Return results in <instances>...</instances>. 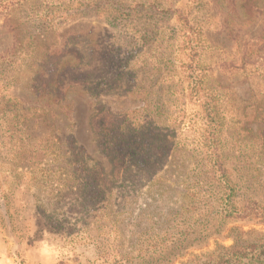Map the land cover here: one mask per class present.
Listing matches in <instances>:
<instances>
[{"label":"rangeland","instance_id":"374dc122","mask_svg":"<svg viewBox=\"0 0 264 264\" xmlns=\"http://www.w3.org/2000/svg\"><path fill=\"white\" fill-rule=\"evenodd\" d=\"M15 30L49 50L14 45ZM0 52L12 59L0 66L5 235H32L58 264H202L264 239V219L229 218L227 202L198 182L209 170L205 138L214 141L202 107L212 93L217 143L242 148L236 166L264 192V0H0ZM38 70L50 82L43 98ZM256 96L259 117L246 125ZM32 107L55 114L54 130L29 134ZM68 135L92 169L60 158L42 173L51 158L39 145L61 154L55 138Z\"/></svg>","mask_w":264,"mask_h":264},{"label":"trees","instance_id":"16d2710c","mask_svg":"<svg viewBox=\"0 0 264 264\" xmlns=\"http://www.w3.org/2000/svg\"><path fill=\"white\" fill-rule=\"evenodd\" d=\"M177 12H181L180 10H175ZM179 19V17H178ZM186 22V19H184ZM32 23V22H31ZM33 24V23H32ZM187 24V23H186ZM30 27V26H29ZM193 30V28H191ZM22 38H21V36ZM26 35H24L22 32H18L15 30L12 33L13 39H14V45L18 44V46L26 44L28 46H35V49H38L40 51V48L47 49L43 46L42 41L37 40L36 38L31 37V34L29 32H25ZM26 40V41H25ZM47 42V41H45ZM35 43V44H34ZM33 44V45H32ZM38 46V47H37ZM4 52H0V66L3 65L5 62H11V57L9 55H3ZM51 55L49 52H46L44 56H42L43 63L39 64V67L46 68L47 64L50 62ZM35 58H33L34 60ZM13 62V61H12ZM3 68H0V70ZM34 74H37L36 76ZM44 75L42 71L38 70L35 71V73H32L31 81L33 83V87H35V84L37 81L44 82V86L42 88V93H38L39 98H43L45 94L49 95L50 93H46L47 91H50L48 89V86H50V82L47 84L45 78H42ZM54 76V75H53ZM13 84H16L13 81ZM17 86H14V89ZM38 92L37 89L33 90L31 89V93ZM55 92V91H54ZM15 100L19 99L18 97H13ZM259 96L255 97V101H252L253 108L248 109L247 111V117L245 116L246 120L244 124L248 125L250 123H253L257 120L259 117V111L261 108H259ZM2 101H0V104ZM258 105V107H257ZM202 107L204 108L205 117L210 122V125H212V129L214 130V133L212 134V138L214 141L212 142L210 139L205 138L209 140L212 144L203 145V148H206V154L210 151V155L208 156V166L209 170L203 173L205 175L204 180L198 181V182H206L208 186L210 185L212 187V190L215 194V196L219 199H217L220 202H227L229 207L223 208L222 211L228 216L229 218L234 219H245L248 217H258L264 219V207L263 202L261 201V197L264 196V192L262 191V188H259L255 183H251V179H249L248 174L245 172V166H243L242 171H240L236 163H242L243 159H240L239 156L244 155L242 152V148L238 147V151H233L232 149H228V146H222L217 143L218 140H220V137L222 135L220 130H217L218 125V119L220 115V108H217L216 103L214 102V96L212 93H208V96L206 97V101L203 103ZM3 108V103L1 104V109ZM67 108V106H65ZM29 110H33L34 112L38 111L39 114L35 115H27L25 114L22 119V123L25 127V129L30 133L34 129L35 126H44L47 131L54 130L55 123H53V120L51 119L52 116H55L54 113H48L45 109L42 108H28ZM58 110V109H57ZM56 111V109H55ZM58 117V115H56ZM48 119L51 123L48 122ZM18 120L17 117H12L10 120V124L16 123ZM51 132V131H50ZM257 133H260L257 132ZM208 136V134H207ZM55 138V137H54ZM60 145H63V147L66 149L61 150L60 153H56V149H53L54 146L51 147L48 144H41L39 145V148L43 151V156L50 157L51 159H48V161L45 164L46 168H42V173L47 172V166H50L52 163L57 164L61 159H65L66 163L68 164L67 168H71L74 172L78 170H91L92 165L89 163H84L79 161L78 156L81 152H83V149L81 147H78L76 144V141L73 136L68 135L66 136L63 141L59 138H55ZM260 139L263 141V134L261 132ZM264 143V142H262ZM58 144V145H59ZM56 145V144H55ZM59 145V147H60ZM263 146V144L261 145ZM225 148L228 151H231L232 154H237V156H225L224 150ZM58 150V149H57ZM52 156V157H51ZM61 158V159H60ZM249 161V157H247ZM234 159V160H233ZM236 159V161H235ZM42 159L37 160L38 162H41ZM228 162L230 165L233 166V168H230L228 165ZM48 164V165H47ZM99 166V164H97ZM58 169H63L59 168ZM74 174V173H73ZM60 185V183H58ZM256 186V188L254 187ZM259 190V191H258ZM245 197V199H240L239 197ZM238 202H241V204L236 205ZM246 203L245 206L242 204ZM259 239H254L253 241H250L246 243L245 245H241L239 243H235L233 246L229 248H218L216 251L209 254L207 257L208 259L205 260L202 264H264V239H262V235H259ZM201 264V263H196Z\"/></svg>","mask_w":264,"mask_h":264},{"label":"crops","instance_id":"0c3cea01","mask_svg":"<svg viewBox=\"0 0 264 264\" xmlns=\"http://www.w3.org/2000/svg\"><path fill=\"white\" fill-rule=\"evenodd\" d=\"M0 264H58L60 253L41 240H24L16 229L9 237L0 229Z\"/></svg>","mask_w":264,"mask_h":264}]
</instances>
